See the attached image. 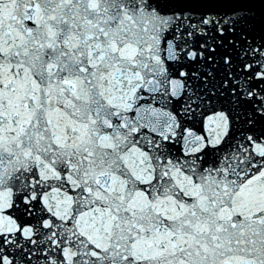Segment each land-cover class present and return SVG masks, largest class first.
I'll return each instance as SVG.
<instances>
[{"label":"snow or ice","instance_id":"1","mask_svg":"<svg viewBox=\"0 0 264 264\" xmlns=\"http://www.w3.org/2000/svg\"><path fill=\"white\" fill-rule=\"evenodd\" d=\"M256 2L0 0V264H264Z\"/></svg>","mask_w":264,"mask_h":264}]
</instances>
